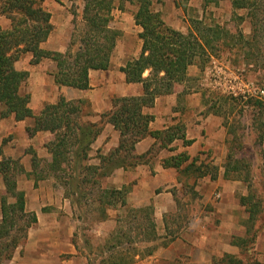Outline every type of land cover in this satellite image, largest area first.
Returning <instances> with one entry per match:
<instances>
[{"label": "crops", "instance_id": "obj_1", "mask_svg": "<svg viewBox=\"0 0 264 264\" xmlns=\"http://www.w3.org/2000/svg\"><path fill=\"white\" fill-rule=\"evenodd\" d=\"M35 1L50 15L52 22L53 12L46 8L47 5L54 7L51 2ZM177 2L179 1H175V5ZM163 21L167 26L183 34L192 29L189 26L187 31L183 32L178 22L170 24L165 19ZM197 22H200V27L216 28L210 24L206 25L203 19H197L195 23ZM235 24L238 29L234 33L229 32V35L222 27L217 26L216 29L221 32L220 40L222 41L224 37L222 34L226 35V41H229V37L234 34L241 42L246 43V46H230L224 53L218 55L210 50L209 57L204 61L197 60L188 66L186 78L175 83L170 94L155 98L152 107L143 111L151 115L152 120L148 124L149 134L135 144L134 154L143 156L151 152L145 161L134 168L116 169L110 176L101 179L103 189L127 190L125 204L116 203L108 207L104 219H98L97 212H91L89 217L93 216L94 224L89 230L83 229L84 246H81L75 239L77 227L70 222L75 219L79 223L76 218L77 208L65 193H63L64 203L57 202L58 200L53 198L55 203L49 205L46 210L31 212L36 218V223L33 224L35 227L27 234L25 242L16 248L8 264H90L91 258H96L97 254L99 256L97 264H99L101 259L108 255L105 248L111 242V236L117 228H123L119 224L128 217L132 216L135 221L139 215H143L146 217L144 218L146 222L148 221L146 219L150 218L158 225V229L166 231L168 225L164 221L179 212L181 199L178 194L185 184L192 186L196 202L199 201V205L201 203L204 206L201 211L205 216L195 220V229L208 231L211 229L212 233L225 232L226 229L222 225H227L229 229L231 222L237 225L241 218L248 220V213L240 203V199L248 195L247 180L242 172L240 174L231 172L229 166L236 160L244 161L242 156L249 150L255 152L264 150V128H262L264 105L256 100L228 93L224 85L227 77L219 79L211 74V66L214 62L227 72L242 73L246 81L264 84L260 83L264 81V70L257 67L248 56L263 51L262 43L253 30L254 22L252 19H238ZM9 25L10 20L0 16V28L6 29ZM134 25L138 28L139 38L142 29L135 24V21ZM139 41L140 44L133 57L131 53L127 58L123 55L124 60L119 64L114 61L116 42L110 68L90 71L86 90L58 87L53 81L59 89L58 98L62 96L67 101L84 102L83 108H86L89 114L85 120L92 118L93 120L89 121L99 122L102 114L113 110L114 99L141 97L143 85L127 83L125 74L120 71V68L140 56L142 40L139 38ZM238 55L241 58L239 65L235 63ZM26 56L30 58V65L29 54L24 55L15 64L17 70L28 73L21 89L29 79V72L27 69L18 68V63ZM54 70L55 66L51 72L49 71L50 74ZM147 75L148 71H145L143 77ZM33 113L39 114L34 111ZM33 124L32 118L16 122L17 130L25 132ZM235 125L240 127L235 129ZM40 133L49 134L47 132L36 134ZM251 137H254L252 143H250ZM119 143V132L114 130L112 125L104 124L101 134L91 145L90 155L94 157L98 151L102 155H107L116 149ZM90 163L98 164L99 161L94 158ZM205 219H207V223H204L206 226L201 227ZM217 219L222 222L218 227H216ZM127 230L132 233L136 228L130 226ZM137 230L144 232L146 228L142 226ZM95 239L97 244L93 247L91 241ZM219 246L220 241L216 242L212 238L208 239V248L175 239L166 246L158 248L151 255L144 257L137 255L133 264H210L211 262L215 264L219 258L214 254V250H218ZM230 246L233 247L231 242ZM228 252L221 258L225 255H233L230 254L233 253V249Z\"/></svg>", "mask_w": 264, "mask_h": 264}, {"label": "trees", "instance_id": "obj_2", "mask_svg": "<svg viewBox=\"0 0 264 264\" xmlns=\"http://www.w3.org/2000/svg\"><path fill=\"white\" fill-rule=\"evenodd\" d=\"M113 1L84 0L82 18L80 21L73 19L70 40L66 51L62 53L42 47L53 27L50 15L37 1L0 0V16L10 20L8 28H0V121L9 117H13L15 122L32 118L33 126L26 129L30 136L38 132L53 136L45 145L51 156L48 168L63 186L65 196L77 208L78 221L87 220L91 212H97L98 219H104L108 207L116 203L125 204L127 190L103 189L101 179L110 176L116 169L134 168L145 161L151 152L143 156L134 154L135 144L149 134L148 124L152 116L144 113V109L152 107L155 98L170 94L174 84L186 78L188 66L209 57L213 44L220 40L221 34L217 27H200V22L195 23L194 30L183 34L164 23L161 13L153 9V0H116L119 3L135 2L137 5L134 21L142 29L139 34L142 40L141 54L120 68V71L125 74L127 83L143 85V95L139 98L114 99L113 110L102 114L99 122L85 120L89 114L84 112V102L67 101L62 96L55 103L44 105L39 114H34L30 108V96L20 93L28 73L17 70L15 64L27 54L31 56L30 65L33 66L45 60L51 61L55 65V70L50 74L55 85L88 89L90 71L110 68L111 57L120 36L110 26ZM231 4L235 9L249 10L248 16H254L250 10L256 0H232ZM176 5L182 4L177 2ZM145 71H148V75L143 77ZM104 124L112 125L119 132V146L107 155L98 151L92 157L91 145L101 134ZM94 158L99 161L98 164L90 163ZM36 160V155H33V165ZM16 165V162L5 157L0 160V175L5 185V196L1 199L0 208V239L8 240L4 248L0 247V264L10 261L20 244L19 238L11 236L13 215L18 212L23 218L29 214L31 219L27 228L36 223L34 214L26 210L25 195L18 190L16 177L10 171ZM229 168L231 172L239 174L246 170L248 195L240 199L241 206L245 207L249 216L245 222L246 233L244 238L231 241L233 246L246 251L247 242H253L256 234L252 226L262 212L261 198L252 191L248 181L249 171L243 160L230 163ZM8 197L13 198L15 203L8 205ZM146 220V230H137L136 236L143 235L145 242H149L156 238L155 225L153 220ZM249 222L252 224L250 227ZM249 230L251 235L248 236ZM130 232L117 228L111 236V242L106 245L108 255L99 264H133L137 255L144 257L154 252L155 248L151 247L140 254L134 241L129 239ZM25 238L26 232L22 239ZM122 239H127V243ZM228 263L243 264V261L225 255L215 264Z\"/></svg>", "mask_w": 264, "mask_h": 264}, {"label": "rangeland", "instance_id": "obj_3", "mask_svg": "<svg viewBox=\"0 0 264 264\" xmlns=\"http://www.w3.org/2000/svg\"><path fill=\"white\" fill-rule=\"evenodd\" d=\"M48 1L54 6L51 7L47 5L46 7L53 12L54 20L51 22L53 30L49 40H47L42 47L46 50L63 53L66 51L70 40L73 19L80 21L82 18L84 0ZM175 1L177 0H153V9L160 12L162 18L168 23L175 24L178 22L183 32L184 30L186 32L189 26L194 30V26H196L195 21L197 19H203L206 25L210 24L213 28L217 26L220 28L222 27L229 35V32L234 33L235 30L238 29L235 24L238 19H251L249 17H253V30L256 31L260 43H262L263 51L257 54H249L248 56L250 60L256 63L257 67L264 70V0H256V4H254L252 10H250V13L252 12L254 16H248L249 10L235 9L231 5L230 0H189L188 2L185 0H178L182 4L180 7L175 5ZM183 5H185V9L182 7ZM111 8L109 17H111L112 21L110 26L120 33L116 46V55L114 53V61L116 64H119L124 60L123 55L127 58L129 56L128 54L131 53L133 57V54L140 44L137 36L138 28L135 27L133 21L137 5L135 2L119 3L115 0L112 2ZM217 23H220V25ZM222 35H224L222 41L219 40L215 42L213 44L214 48L211 50L213 53H216V55L221 52L224 53L225 49L230 46H246V43L241 42L234 34L229 37V41H226L225 34ZM29 60L30 58L26 56L18 63V68L27 69L29 72V79L21 89V93L29 94L30 107L35 113H39L46 103L52 104L57 101L59 89L54 85L50 76V72L54 69L55 65L52 62L43 61L39 65L32 67L29 65ZM240 61L241 58L238 55L235 63L239 65ZM260 83H264V81H260ZM262 111L264 115V108ZM84 112H86V108H84ZM87 119L93 120L92 118ZM262 126V128H264V124ZM17 127L12 117L0 122V160L5 157L17 163L16 167H13L10 171L16 177L18 190L22 191L25 195L26 210L30 213L39 209L46 210L49 205L55 203L54 199L58 200L57 202L61 201V203H64V188L55 174L50 172L48 168L51 156L48 154L45 145L53 139V136L44 133L30 136L27 131H18ZM238 127H240V125H235V129ZM253 141L254 137H251L250 143ZM236 154L239 156L238 153ZM33 155L37 157L35 165L32 164ZM242 157L245 159L244 163L248 169L247 171H249L248 181L255 195L261 198L260 203L262 209L258 219L254 221V225L252 226L250 222L248 223V226L250 227L251 225L253 231L255 230L256 232L253 242H247L248 250L245 251L243 248L234 247L233 245V247L230 248V242L233 241L234 238L245 237L247 226L244 222L246 220H243V218L238 221L237 225L232 224V222L229 223V229H227V225H222L226 229L225 232L212 233L211 229L208 231L206 229L198 230L194 228L195 220L205 216L201 211L204 206L201 203L199 205V201L196 202V195L192 186L185 184L178 194L181 199V201H179V212L167 217L164 221L168 225V229L166 231H161V228L158 229V225L153 221L156 238L149 242H145L143 235L136 236L137 228L142 226L145 228L148 224L144 219L146 217L143 215H139L138 219L135 221L132 219V216L128 217L119 224L123 227V231L126 232L130 226L136 228V231L129 233V239L134 241L133 244L136 245L135 247L138 249V252L144 254L145 250L151 247H154L155 249L153 251L156 252L158 248L166 246L168 243H171V241H175V239L193 242L198 245L207 246L208 248V239L212 238L216 242L220 241L219 249H213L214 254L219 259H221L223 254L227 253L228 250L233 249V253L230 254H233L232 256L234 257L241 258L243 264H264V150L258 152L249 150L245 152ZM242 175L246 176V170L242 171ZM4 196L5 185L0 175V208L1 199ZM14 203L15 200L13 198H7L8 205ZM13 217L14 226L11 228V236L19 238V245H21L26 239H22L25 232L27 237V234L32 232V228L35 227V225L27 228V223L30 222L31 219L29 214L22 218L21 215L16 212ZM92 217L93 216L87 218V222L79 221L78 223L75 219H73V221L70 220L71 225L77 227L76 241H78L81 246H84V244H82L84 240L83 229L89 230V227L94 224ZM204 223H207V219L201 224L203 225L201 227L206 226ZM220 224H222V222L217 219L216 227L220 226ZM88 235L91 234L88 233ZM249 235H251L250 230L248 236ZM122 241L125 244L127 243V239H122ZM7 242V239H0V247L4 248ZM91 242L93 247L97 244L96 239ZM98 258V254L96 258H91L90 261L92 262L90 264H97ZM3 264H8V261ZM210 264H212V262Z\"/></svg>", "mask_w": 264, "mask_h": 264}, {"label": "built area", "instance_id": "obj_4", "mask_svg": "<svg viewBox=\"0 0 264 264\" xmlns=\"http://www.w3.org/2000/svg\"><path fill=\"white\" fill-rule=\"evenodd\" d=\"M211 74L219 77V79L227 77L224 85L228 93L253 101L256 100L264 105V84L246 81L242 73L234 71L227 72L226 69L214 62L211 66Z\"/></svg>", "mask_w": 264, "mask_h": 264}]
</instances>
